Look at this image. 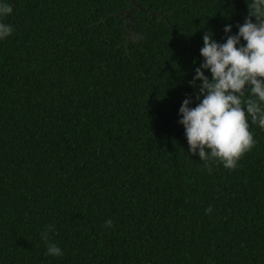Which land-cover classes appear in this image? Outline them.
I'll return each instance as SVG.
<instances>
[{"label": "trees", "instance_id": "obj_1", "mask_svg": "<svg viewBox=\"0 0 264 264\" xmlns=\"http://www.w3.org/2000/svg\"><path fill=\"white\" fill-rule=\"evenodd\" d=\"M4 3L0 264H264V128L209 171L178 123L203 35L226 42L253 0Z\"/></svg>", "mask_w": 264, "mask_h": 264}, {"label": "clouds", "instance_id": "obj_2", "mask_svg": "<svg viewBox=\"0 0 264 264\" xmlns=\"http://www.w3.org/2000/svg\"><path fill=\"white\" fill-rule=\"evenodd\" d=\"M248 9L243 24L237 25V34L229 35L232 26H225L226 42H216L210 32L203 35V63L195 69L190 82L192 87L196 81L201 82L195 97L199 103L190 107L192 100L185 98L179 108L178 123L184 128L188 152L198 154L209 171L211 161L234 169L254 147L249 118L252 124L264 128V0H253ZM11 12L10 4H0V17ZM12 31L11 25L0 23V39L9 37ZM205 70L210 72V79ZM105 226L111 228L112 220H106ZM49 231L52 227L41 234L46 255L62 256V250L49 242Z\"/></svg>", "mask_w": 264, "mask_h": 264}]
</instances>
